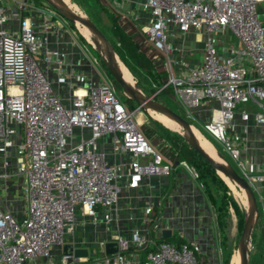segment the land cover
I'll use <instances>...</instances> for the list:
<instances>
[{
	"label": "built area",
	"instance_id": "2783aa9c",
	"mask_svg": "<svg viewBox=\"0 0 264 264\" xmlns=\"http://www.w3.org/2000/svg\"><path fill=\"white\" fill-rule=\"evenodd\" d=\"M106 1L121 12V1ZM262 2H135L147 18L134 27L165 72L157 93L170 89L192 120L196 108L213 103L201 127L224 147L250 186L264 182V173L243 159L234 122L236 116L252 119L264 130V23L257 8ZM119 14L122 21L138 19L135 10ZM12 18L19 22L15 30L5 27ZM171 28L203 33L198 64L190 66L182 49L172 46ZM60 30H70L67 19L45 2L0 0V185L6 190L10 177L20 178L26 198L21 220L0 203V264H54V247L67 244L79 216L96 222L100 209L109 224L124 188L146 186V179L169 176L178 167L192 168L160 152L165 145H153L145 136L135 118L138 109H128L111 81L94 78L97 60L87 48L81 58L87 68L75 65L56 42ZM104 136L107 143L101 142ZM119 155L120 160L108 162V156ZM161 218L148 202L143 214L148 228L115 235L117 250L103 254L97 264H139L127 257L132 249L145 251L142 264H203L188 243L150 235V229L160 230ZM81 259L62 254L58 264Z\"/></svg>",
	"mask_w": 264,
	"mask_h": 264
},
{
	"label": "crops",
	"instance_id": "0c3cea01",
	"mask_svg": "<svg viewBox=\"0 0 264 264\" xmlns=\"http://www.w3.org/2000/svg\"><path fill=\"white\" fill-rule=\"evenodd\" d=\"M119 1L123 5L121 12L113 8L112 5L110 6V3L106 0L104 1L105 7L108 11L116 13L120 20L122 15L119 13L135 10L138 15V19L134 21L135 24L131 23L130 19H128V23L133 26L136 24L140 26L145 22L147 13L135 4L136 1L140 2L141 0ZM11 11H18V9L12 6ZM18 24L19 22L12 18L9 23H6L5 27L9 30H15ZM170 33L169 42L173 47L176 46L182 49L185 60L191 51V48L187 46L189 43L185 38L191 37L194 34L198 35L201 38L200 43L202 44V32L190 29L184 33H180L171 28ZM72 36L69 31L60 30L56 42L62 50L69 53L71 60L77 63L75 65L87 68L86 65H83L85 61L81 59L82 54H84L82 46L80 47ZM230 39L231 41H235L232 37ZM200 54L202 58V49ZM83 59L85 60V58ZM172 59L174 60V54L172 55ZM186 62L190 66H194L187 60ZM94 66L96 67V65ZM94 78L98 79L95 76ZM208 104L213 106V103L207 101L194 110L197 113L195 115L193 112L195 119H198H196V122L200 123L209 119V117L201 114ZM234 123L236 125L235 129L240 135L241 155L243 159L252 164L257 173H264V130L255 124L252 119L242 121L239 116H236ZM106 139L109 140V137H102L101 142L107 143ZM169 154L168 152L165 155L168 156ZM122 157L121 155L115 158L108 156L107 160L108 162H114L120 160ZM170 159H174V156L172 155ZM188 164L191 166L190 163ZM192 170H194L193 167L190 170L178 167L169 176H152L146 179L145 184L148 186L142 184L135 189L124 188L116 207V216L109 224H105L102 221L100 209L98 221L96 222L91 221L87 217L83 218L79 216L72 234L68 235L66 240V243L70 244L73 250H81V255L78 257L82 258V262L78 264H97V261L103 254L115 252L117 250V244L114 239L115 235H128L133 228H148V224L143 221L144 207L148 202L152 203L154 210L158 213L160 212L162 216L160 219V230H152L149 227L150 235L154 239L161 240L162 231L170 230V237L165 240L175 244L188 243L196 250L197 256L203 264H224L226 252L231 245L229 233L228 231H223L221 228L218 211L216 205L212 202V196L206 191L202 181L198 177H194V171ZM256 188L262 198L258 201L260 209L253 227L254 230H252L260 247L261 245L264 246V182L257 183ZM17 192L23 194V205L19 206L15 204L12 207L11 200L17 201L15 198ZM0 203L9 208L18 220H21L25 216L26 198L20 178L16 176L10 177L6 190H1L0 185ZM158 203L160 204L157 205ZM144 253L145 251L132 249L127 254V257H136L139 260V264H142ZM62 254H64L63 247H54V264H58V259Z\"/></svg>",
	"mask_w": 264,
	"mask_h": 264
},
{
	"label": "rangeland",
	"instance_id": "374dc122",
	"mask_svg": "<svg viewBox=\"0 0 264 264\" xmlns=\"http://www.w3.org/2000/svg\"><path fill=\"white\" fill-rule=\"evenodd\" d=\"M33 1L36 5H40L43 3V0H30ZM72 4L76 5L78 8V12L83 13L81 15L87 16L90 20H92L96 26L102 31V33L108 38L110 43L112 44L114 51L116 55L118 56L119 60L123 62L125 67L128 69L129 73H131L132 78L135 82V87L138 88L144 95L146 96H153V99L155 101L161 102L162 104L168 106L173 111L184 117L192 127L198 130L200 133L201 139L209 144H212L214 149L216 150V153L218 156L224 160L226 164L231 166L232 168L238 169L239 173L242 174V170L236 165L235 161L232 160L224 147L212 139L203 129L202 124L203 122H196V120H192L189 117L186 116L184 113L183 108L174 100L173 94L171 90L166 89L163 92H158L157 89L159 88V78L157 73L154 74L153 69H140L136 66V64L130 59V57L127 55L125 61L122 60L119 55L116 52V48L118 46V43L116 42V39L110 36L109 34V28L111 24V18L108 16L107 8H103L98 0H69ZM258 8V16L261 21L264 22V2L259 3L257 5ZM69 22V23H68ZM73 24V23H72ZM67 26L70 28L69 32L73 35L72 37L78 42L79 46L84 49H88L89 55L91 57L95 58L97 60V66L95 67L93 65L92 67V73L95 77L101 79L104 78L105 80H109L112 82L115 92L119 99L126 104V106H134L137 105L133 100L127 99L126 96L123 94L122 90L119 88L120 86L112 81V78L105 68L102 58L96 48L92 43H90L83 35L84 32H80L75 25L74 27L71 26L70 21L67 20ZM82 30V29H80ZM71 37V36H69ZM186 41H188L189 45L188 47L191 48V51L189 53V56L186 57V60L192 64L195 65L200 59H201V49L202 44L200 43L201 38H199L198 35H193L191 37L185 38ZM80 42V43H79ZM158 68L160 71L163 70L162 64H158ZM154 74V75H153ZM165 77V75H164ZM154 89H156L154 91ZM63 93V92H61ZM157 93V94H155ZM245 104L238 105L239 108H243ZM135 112V118L137 119L138 123L141 125V130L143 129V126L151 127L153 130V133L155 135H162L164 138V141L166 144H170V140L166 138V135L168 134H180L181 132L172 130L166 126H164L160 121L153 118L147 110L143 108H137V106H134V110H137ZM214 109V106L207 105L206 108L203 109L202 115L206 117H211L212 111ZM195 113V112H194ZM197 113H195L196 115ZM197 119V118H196ZM198 120V119H197ZM158 123H156V122ZM164 128L168 129L169 132H165L163 130ZM183 133V132H182ZM146 136V135H145ZM147 137V136H146ZM148 138V137H147ZM149 139V138H148ZM152 141L151 139H149ZM106 141H109L106 139ZM185 142V141H184ZM186 143V142H185ZM154 145V144H153ZM164 155L166 152H169L171 155L174 156V151L171 150H161ZM169 154V155H170ZM199 160V159H198ZM201 161V160H200ZM246 164H249L246 161ZM205 165V164H204ZM262 171V170H261ZM197 173V172H196ZM210 180V179H209ZM253 184V183H252ZM226 186L218 185L212 182H209L206 185V189L211 191L212 195V202L217 207L219 220L221 221L223 231H228L229 237L231 240V245L226 253V264H235V257L239 256L238 254V240L243 228L244 219L246 216V212L248 209L249 201L246 193L244 190H241L239 186L236 188L231 187L229 184H225ZM252 189L256 187L255 184L253 186L251 185ZM257 204H258V212H259V197L257 196L256 192L254 191ZM16 202L12 199L11 200V206L13 207L15 204L21 206L23 205V194L21 192H17L15 194ZM247 201V203H246ZM11 207V209H12ZM229 229V230H228ZM254 230V229H253ZM251 232V236L248 240V249H249V255H248V264H264V246L261 245L259 247L257 239L254 237V232ZM239 261V258H238Z\"/></svg>",
	"mask_w": 264,
	"mask_h": 264
},
{
	"label": "water",
	"instance_id": "95a60500",
	"mask_svg": "<svg viewBox=\"0 0 264 264\" xmlns=\"http://www.w3.org/2000/svg\"><path fill=\"white\" fill-rule=\"evenodd\" d=\"M43 1L71 23L78 21L79 23L85 25L96 36V48L102 58V62L109 72L112 80L120 86L127 99L133 100L137 104V108L156 110L173 121L178 122L184 130V133H181V136L186 144L197 154L202 156L217 174L221 173L230 181L238 184L244 190L248 197L249 205L244 219L243 228L238 240V254L240 264H248L249 249L247 244L258 215L257 199L254 190L249 185L248 181L228 164L215 161L209 156V154L202 148L192 133L190 128L191 124L189 121H187L184 117L173 111L168 106L162 104L161 102L155 101L153 96L144 95L138 88L130 85L122 77L120 67L116 61V57L118 56L116 55L112 44L92 20H90L87 16H83L79 13L62 8L53 0ZM169 237L170 230H163L161 233V239H167ZM63 249L64 254H74L75 256L81 255V250H73L70 244H65Z\"/></svg>",
	"mask_w": 264,
	"mask_h": 264
},
{
	"label": "trees",
	"instance_id": "16d2710c",
	"mask_svg": "<svg viewBox=\"0 0 264 264\" xmlns=\"http://www.w3.org/2000/svg\"><path fill=\"white\" fill-rule=\"evenodd\" d=\"M99 4L106 8V4L104 0H98ZM108 16L111 18V24L109 28V34L113 38L116 39L118 46L116 48V52L119 57L125 61L126 56L128 55L130 59L136 64V66L140 69H155V73L158 74L159 78V86L165 82V72L164 70L160 71L158 68V64H154L153 62V52H149L148 48L143 46V39L141 35L137 32L135 27L128 23L127 21H121L116 13L112 11H107ZM71 26L73 24L70 22ZM157 69V70H156ZM154 73V74H155ZM153 74V75H154ZM113 81V80H112ZM120 88V87H119ZM121 89V88H120ZM156 89H154L155 91ZM169 90V89H168ZM137 106V105H134ZM134 106H128L130 111H133ZM156 122V121H155ZM158 123V122H156ZM165 132H169L168 129L164 128ZM142 132L151 139V143L154 145H165L164 149H167L171 152L174 151V159L177 162L186 161L191 164L194 170L197 172V177L202 181V184L205 186L209 182L226 186L228 184L216 171L208 164L205 159L197 154L193 149H191L183 140L180 134H168L166 138L170 140V144H166L162 135H155L151 127L143 126ZM170 133V132H169ZM164 141V142H163ZM168 153V152H167ZM172 158V155H168ZM199 159V160H198ZM201 160V161H200ZM205 164V165H204ZM235 170L239 173L238 169ZM240 174V173H239ZM241 175V174H240ZM210 179V180H209ZM223 179V180H222ZM225 181V182H224ZM206 191L211 195V191ZM212 196V195H211ZM217 208V207H216ZM219 219V216H218ZM219 224L222 227L221 221L219 220ZM227 253V252H226ZM231 262V261H230ZM226 264V260L224 262Z\"/></svg>",
	"mask_w": 264,
	"mask_h": 264
},
{
	"label": "bare ground",
	"instance_id": "6f19581e",
	"mask_svg": "<svg viewBox=\"0 0 264 264\" xmlns=\"http://www.w3.org/2000/svg\"><path fill=\"white\" fill-rule=\"evenodd\" d=\"M54 2H56L58 5H60L62 8L67 9L69 11H73L76 13L78 12V8L76 5L72 4L71 2H69V0H53ZM83 14V13H80ZM75 27L81 32H84V37L90 42L92 43L94 46H96L97 43V39L96 36L83 24L79 23L78 21H74L73 22ZM82 29V30H80ZM116 61L118 62V65L120 67V71L122 74V77L133 87H135V82L132 78L131 73H129L128 69L125 67V65L123 64V62H121V60H119L118 57H116ZM147 112L150 113V115L155 118L156 120L160 121L164 126L178 131V132H183V128L182 126L178 123L173 121L172 119L168 118L167 116L159 113L156 110H152V109H147ZM192 133L194 134L195 138L198 140L199 144L202 146V148L209 154V156L214 159L215 161L218 162H224V160H222L218 154L216 153V150L214 149L212 144L206 143L201 139L200 133L198 132L197 129H195L194 127H190ZM184 133V132H183ZM225 163V162H224ZM219 175L233 188H236L237 186H239L238 184H236L233 181H230L227 177H225L224 175H222L221 173H219ZM239 188L241 190H243L240 186ZM247 203V201H246ZM248 204V203H247ZM239 258V256H238ZM237 256L235 257V264H240V262L238 261Z\"/></svg>",
	"mask_w": 264,
	"mask_h": 264
}]
</instances>
